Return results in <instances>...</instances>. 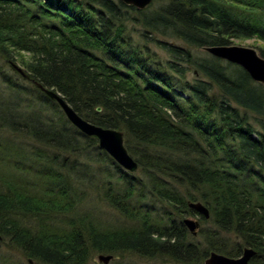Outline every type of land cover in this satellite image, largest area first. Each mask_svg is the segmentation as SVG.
<instances>
[{
	"label": "trees",
	"instance_id": "obj_1",
	"mask_svg": "<svg viewBox=\"0 0 264 264\" xmlns=\"http://www.w3.org/2000/svg\"><path fill=\"white\" fill-rule=\"evenodd\" d=\"M158 1L0 0V59L19 61L34 91L0 77L9 84L0 82V233L28 260L93 264L106 252L203 264L211 250L237 256L249 246L251 262L264 264V83L192 50L264 40V0ZM37 82L83 117L124 130L141 176ZM95 161L113 167L97 174ZM85 185L119 218L84 208ZM191 214L209 224L201 240L183 221Z\"/></svg>",
	"mask_w": 264,
	"mask_h": 264
},
{
	"label": "water",
	"instance_id": "obj_2",
	"mask_svg": "<svg viewBox=\"0 0 264 264\" xmlns=\"http://www.w3.org/2000/svg\"><path fill=\"white\" fill-rule=\"evenodd\" d=\"M123 1L127 4H133L138 8H145L153 0ZM205 48L216 56L242 65L255 80L264 83V56L261 55V53H259L256 48L230 43L208 45L205 46ZM14 66L24 73V70L20 65L14 63ZM37 85L44 92H46L47 95L57 100L73 124H75L86 134L95 135L98 138L99 145L108 151L123 167L131 171H134L138 168V161L129 152L125 144L124 130L115 127L103 126L83 117L59 91L45 86L40 82H37ZM98 109H100V106H98ZM189 205L200 213L204 214V216L209 217V208L202 201L189 200ZM183 221L193 233L197 232V228L200 225V221L198 219L186 216L184 217ZM255 253L256 250L249 246H246L243 249V253L237 256L228 255L217 250H211L205 258V264H253L251 259ZM112 256V253L99 254V258L105 262H108Z\"/></svg>",
	"mask_w": 264,
	"mask_h": 264
},
{
	"label": "rangeland",
	"instance_id": "obj_3",
	"mask_svg": "<svg viewBox=\"0 0 264 264\" xmlns=\"http://www.w3.org/2000/svg\"><path fill=\"white\" fill-rule=\"evenodd\" d=\"M160 1L161 0H159L158 3H160ZM174 41H176V43H179L181 45L187 46L184 42H182L179 39H175ZM230 44H239V45L251 46V47L256 48L259 53H260V50L262 48H264V40L257 37V36L233 37ZM150 45L162 57H164V58L168 57V55H169L168 52L166 50L162 49L158 44H156V42L150 41ZM192 48H193L192 50H194L196 53L198 52L201 55H203L207 52L211 53L205 47L195 48L192 46ZM14 63H17L18 65H20L22 67V64L17 60L15 62H13V64H11L10 62L1 58L0 59V77H2L4 80H7L9 78V79H11V82L15 81L18 83V85H23L24 87L28 86L29 87L28 90H25V88H23L24 89L23 90L24 95L28 97V95L33 94L34 91L31 88V85L28 83V81L23 77L24 75L22 76V74H21L22 72L14 66ZM22 69H23V67H22ZM2 78L0 79L1 86L6 88L9 84L7 81H3ZM63 112H64V110H63ZM98 145H99V143H98ZM97 152H98L97 150H93L92 153L96 154ZM82 159H85L84 156H82ZM92 166L96 167V173L97 174H99V172H98L99 167H107V166L113 167L111 164L108 163V161L107 162L106 161H103V162L102 161H100V162L95 161L94 163H92ZM123 168H125V167H123ZM125 169H127V168H125ZM129 171H130V173L137 174V176H141L139 167L134 171H131V170H129ZM96 177L99 179L98 181H101L102 177H100V176L99 177L96 176ZM96 185H98L97 182H96ZM85 189H86V193H87V190H89L88 192H89L90 196H89L88 201L86 199V201L84 203V208H87V207L92 208L99 215H101V217L107 222H113L116 218H119L120 214L115 209L110 207L105 201L101 200L100 198H96L99 193L94 192V190L92 188L87 189V185H85ZM95 191H97V190H95ZM143 201L146 203H149V205L154 206L155 208L160 209L163 207L159 203H156L154 201V199L152 197H149V196H147L145 198V200H143ZM87 203H88V205H87ZM187 216L196 218L200 221V225L197 228L196 233H193L190 229L189 230L191 231V235H190L191 237L190 238L192 240H201L202 236H201L199 230L201 227L207 228L209 226V224L203 223V220H201V218L197 214L196 215L191 214V215H187ZM120 218H121V216H120ZM100 253L108 254L106 252H95L91 256V262L93 264L94 263H96V264H119V263L120 264H198V263H194V262L185 263L183 261H172V260H169L168 258L159 257V256L158 257L157 256L156 257H146V256H138L135 254H128L124 257L113 254L112 258L108 262H105L104 260H101L99 258ZM205 258L202 261L203 264H205ZM0 264H37V263L33 262L32 259L28 260V258L23 256L21 251L18 250L17 248H15L13 245L9 246L7 240L0 233Z\"/></svg>",
	"mask_w": 264,
	"mask_h": 264
}]
</instances>
